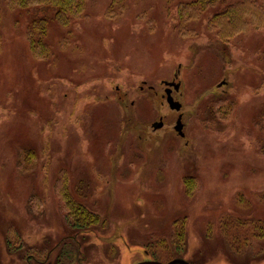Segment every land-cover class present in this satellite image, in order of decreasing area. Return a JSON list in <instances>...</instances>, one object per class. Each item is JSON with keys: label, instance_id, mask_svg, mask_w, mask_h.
<instances>
[{"label": "rangeland", "instance_id": "1", "mask_svg": "<svg viewBox=\"0 0 264 264\" xmlns=\"http://www.w3.org/2000/svg\"><path fill=\"white\" fill-rule=\"evenodd\" d=\"M111 1L69 28L0 1V264H264V25L222 38L208 22L225 5L181 23V0ZM41 18L45 61L27 38ZM165 81L181 84L180 112ZM63 170L103 225L73 227Z\"/></svg>", "mask_w": 264, "mask_h": 264}, {"label": "trees", "instance_id": "2", "mask_svg": "<svg viewBox=\"0 0 264 264\" xmlns=\"http://www.w3.org/2000/svg\"><path fill=\"white\" fill-rule=\"evenodd\" d=\"M5 3L10 9H30V8H44L47 12L51 11L52 15L48 17L54 18L56 22L64 28H69L76 20L85 18L87 4L89 0H0ZM229 0H181L177 4V17L181 23H188L192 21H199L208 10L215 7H222L225 9L214 14L208 22L209 30L215 31L217 36L222 38H232L235 34L241 32H248L250 29H259L264 25V9L258 0H234L228 3ZM228 3V4H227ZM126 0H112L111 9L124 10ZM117 7V8H116ZM120 7V8H118ZM116 8V9H115ZM42 11V10H41ZM50 13V12H49ZM1 22V11H0ZM215 29V30H213ZM49 24L48 20L41 18L35 20L30 26L27 34L29 46L32 55L38 60L45 61L52 53V47L48 42ZM2 35L0 31V43ZM227 106V105H226ZM229 110L234 109L233 103L230 102L227 106ZM220 110V109H219ZM225 110V109H224ZM223 111V109H221ZM219 111V113L221 112ZM35 154L28 152L23 154L18 160V167H22L25 161H29ZM35 158V157H34ZM68 172L63 170L60 172L61 181L58 189V194L64 201L67 208V218L73 221V227L82 228L83 226L103 225L101 223L100 215L93 213L85 204L77 201L68 190L67 186ZM195 179L187 177L184 179V184L189 192H193L195 186ZM264 201V196H259ZM183 219H177L174 226L177 229V240L183 241L185 236ZM256 231L255 237L264 239V222L254 224ZM236 241L237 236L232 237ZM230 240L231 242H233ZM242 237H240V241Z\"/></svg>", "mask_w": 264, "mask_h": 264}, {"label": "water", "instance_id": "3", "mask_svg": "<svg viewBox=\"0 0 264 264\" xmlns=\"http://www.w3.org/2000/svg\"><path fill=\"white\" fill-rule=\"evenodd\" d=\"M165 84L169 87H173L176 91L180 90V83H176V82H165ZM173 90L170 88L169 90L166 91V99H167V103L170 107L171 110L173 111H177L180 112L182 109V103L179 101H176L172 95ZM164 126V122L163 120H161L160 122H156L153 124V128L155 130L161 129ZM175 131L181 136V137H185V132H184V123H183V115L180 114L179 118L177 120V123L175 125ZM139 264H164L158 261H146V262H141ZM168 264H182V262L180 261H171Z\"/></svg>", "mask_w": 264, "mask_h": 264}, {"label": "flooded vegetation", "instance_id": "4", "mask_svg": "<svg viewBox=\"0 0 264 264\" xmlns=\"http://www.w3.org/2000/svg\"><path fill=\"white\" fill-rule=\"evenodd\" d=\"M166 82V81H165ZM174 82H176V81H174ZM166 85V84H165ZM172 89L173 90V92H172V95H173V97H174V99L176 100V101H178L176 98H175V94L178 92V91H176L173 87H168L167 86V88H166V91L167 90H169V89ZM179 118V117H178ZM184 129H185V125H184ZM186 136V135H185ZM152 261H155V260H152ZM141 262H146V261H141ZM141 262H138L137 264H139V263H141ZM170 263V262H169ZM43 264H45V263H43ZM52 264V263H51ZM165 264H168V263H165Z\"/></svg>", "mask_w": 264, "mask_h": 264}]
</instances>
